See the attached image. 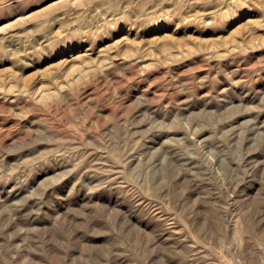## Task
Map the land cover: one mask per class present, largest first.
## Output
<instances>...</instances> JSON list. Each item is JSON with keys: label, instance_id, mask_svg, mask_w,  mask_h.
<instances>
[{"label": "rangeland", "instance_id": "obj_1", "mask_svg": "<svg viewBox=\"0 0 264 264\" xmlns=\"http://www.w3.org/2000/svg\"><path fill=\"white\" fill-rule=\"evenodd\" d=\"M0 264H264V0H0Z\"/></svg>", "mask_w": 264, "mask_h": 264}]
</instances>
